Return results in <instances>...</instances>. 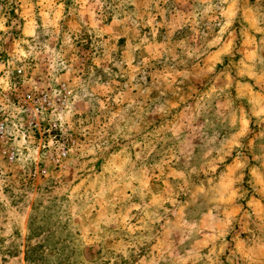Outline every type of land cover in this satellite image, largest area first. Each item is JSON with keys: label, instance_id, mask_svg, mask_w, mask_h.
<instances>
[{"label": "rangeland", "instance_id": "rangeland-1", "mask_svg": "<svg viewBox=\"0 0 264 264\" xmlns=\"http://www.w3.org/2000/svg\"><path fill=\"white\" fill-rule=\"evenodd\" d=\"M0 264H264V0H0Z\"/></svg>", "mask_w": 264, "mask_h": 264}, {"label": "built area", "instance_id": "built-area-1", "mask_svg": "<svg viewBox=\"0 0 264 264\" xmlns=\"http://www.w3.org/2000/svg\"><path fill=\"white\" fill-rule=\"evenodd\" d=\"M29 99H32V97L29 96ZM43 99H45V98H43ZM43 99H40V100H43ZM66 156H67V151L65 149H61L54 154L53 158H55L57 161H59L60 159H63Z\"/></svg>", "mask_w": 264, "mask_h": 264}]
</instances>
